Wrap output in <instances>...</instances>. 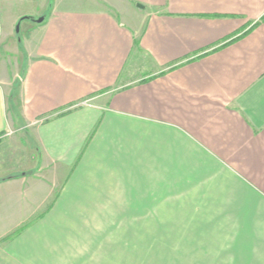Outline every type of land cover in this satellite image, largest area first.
<instances>
[{"label": "crops", "instance_id": "crops-1", "mask_svg": "<svg viewBox=\"0 0 264 264\" xmlns=\"http://www.w3.org/2000/svg\"><path fill=\"white\" fill-rule=\"evenodd\" d=\"M92 1L0 54V264H264V0Z\"/></svg>", "mask_w": 264, "mask_h": 264}, {"label": "rangeland", "instance_id": "rangeland-1", "mask_svg": "<svg viewBox=\"0 0 264 264\" xmlns=\"http://www.w3.org/2000/svg\"><path fill=\"white\" fill-rule=\"evenodd\" d=\"M60 4L62 6H80V7H90L93 6L92 0H0V16L4 24L7 26L9 24L10 18H16L19 16L16 24L14 27H11L13 30L14 35H16V38H14V44L12 49H8L3 46V35L0 33V54L2 56V65L4 68L5 73L11 74V77H14L15 73L19 69V62L22 58V49L21 51L17 49V46L19 45V40L24 39L27 35V31L30 27V25H33L28 20H24L20 26L19 34H17V24L20 23V19L24 18V14L29 13H39L40 12H48V10L51 7H54L56 4ZM45 14V13H44ZM40 16V15H39ZM6 28V27H5ZM17 45V46H15ZM19 82V81H18ZM17 82V83H18ZM21 137L27 139V135L25 133L22 134H12L7 136L6 139H9L10 137ZM5 148V151L2 150ZM7 146H0V157L1 158H9L10 154H13V150L10 151ZM13 149V148H12ZM16 151V159L19 161V155L23 153L20 147L15 148ZM15 161V162H17ZM5 164H12V163H5ZM16 168H19L18 163ZM2 165V163H1ZM10 166V165H9ZM127 245H131V243H125V247Z\"/></svg>", "mask_w": 264, "mask_h": 264}, {"label": "water", "instance_id": "water-1", "mask_svg": "<svg viewBox=\"0 0 264 264\" xmlns=\"http://www.w3.org/2000/svg\"><path fill=\"white\" fill-rule=\"evenodd\" d=\"M44 19H45V17H39V18L33 17L32 19H28V20H34L37 23H41L44 21ZM19 30H20V23H18V25H17V29H16L17 33H19Z\"/></svg>", "mask_w": 264, "mask_h": 264}, {"label": "built area", "instance_id": "built-area-1", "mask_svg": "<svg viewBox=\"0 0 264 264\" xmlns=\"http://www.w3.org/2000/svg\"><path fill=\"white\" fill-rule=\"evenodd\" d=\"M90 103V100H85V101H82V102H79L75 105H73L71 108H78V107H81V106H85V105H88Z\"/></svg>", "mask_w": 264, "mask_h": 264}, {"label": "trees", "instance_id": "trees-1", "mask_svg": "<svg viewBox=\"0 0 264 264\" xmlns=\"http://www.w3.org/2000/svg\"><path fill=\"white\" fill-rule=\"evenodd\" d=\"M33 17H24V18H22V19H20V21H23V20H26V19H32ZM261 21H264V17L261 19ZM258 23H256L254 26H256ZM253 26V27H254ZM17 34H19V33H17Z\"/></svg>", "mask_w": 264, "mask_h": 264}]
</instances>
